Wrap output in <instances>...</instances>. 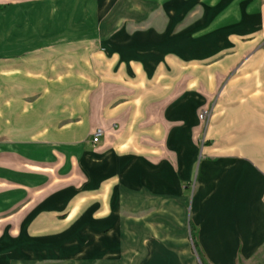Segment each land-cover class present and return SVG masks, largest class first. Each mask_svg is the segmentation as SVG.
<instances>
[{
	"label": "crops",
	"instance_id": "0c3cea01",
	"mask_svg": "<svg viewBox=\"0 0 264 264\" xmlns=\"http://www.w3.org/2000/svg\"><path fill=\"white\" fill-rule=\"evenodd\" d=\"M115 2L0 0V264H264V0Z\"/></svg>",
	"mask_w": 264,
	"mask_h": 264
},
{
	"label": "rangeland",
	"instance_id": "374dc122",
	"mask_svg": "<svg viewBox=\"0 0 264 264\" xmlns=\"http://www.w3.org/2000/svg\"><path fill=\"white\" fill-rule=\"evenodd\" d=\"M99 1H101V0H99ZM119 0H116V2H118ZM156 0H150V3L151 2H155ZM158 1V0H157ZM185 1H187V0H178V2H174V4L175 5H181V6H183L184 4H185ZM115 2V3H116ZM141 6H144V5H141ZM156 11H158V9L157 8H154L153 10H152V12H151V14H149V16L151 17V19H156V18H154V16H155V14H156ZM72 15L74 16L75 14H73L72 13ZM93 15V14H92ZM187 16H189V14H187ZM89 16L87 15V18H85V19H87V20H89V18H88ZM107 17V16H106ZM73 18V17H72ZM205 117V116H204ZM262 255H264V245H263V249H262Z\"/></svg>",
	"mask_w": 264,
	"mask_h": 264
},
{
	"label": "built area",
	"instance_id": "2783aa9c",
	"mask_svg": "<svg viewBox=\"0 0 264 264\" xmlns=\"http://www.w3.org/2000/svg\"><path fill=\"white\" fill-rule=\"evenodd\" d=\"M205 114H206V111H203L202 113H200V115H199L200 118H203V117L205 116ZM102 132H103V130H102L101 128H96V129L93 131V133H92L91 141H92L93 143L98 142L100 136L102 135Z\"/></svg>",
	"mask_w": 264,
	"mask_h": 264
},
{
	"label": "trees",
	"instance_id": "16d2710c",
	"mask_svg": "<svg viewBox=\"0 0 264 264\" xmlns=\"http://www.w3.org/2000/svg\"><path fill=\"white\" fill-rule=\"evenodd\" d=\"M194 247L196 248L195 243H194ZM197 253H198V257H199V260H200L201 264H205V262H204V260H203V258L201 256V254L199 252H197Z\"/></svg>",
	"mask_w": 264,
	"mask_h": 264
}]
</instances>
